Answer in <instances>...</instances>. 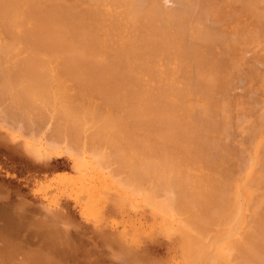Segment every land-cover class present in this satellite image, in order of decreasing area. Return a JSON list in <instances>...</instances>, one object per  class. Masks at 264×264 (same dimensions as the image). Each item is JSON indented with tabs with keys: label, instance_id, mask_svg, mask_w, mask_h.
Segmentation results:
<instances>
[{
	"label": "bare ground",
	"instance_id": "bare-ground-1",
	"mask_svg": "<svg viewBox=\"0 0 264 264\" xmlns=\"http://www.w3.org/2000/svg\"><path fill=\"white\" fill-rule=\"evenodd\" d=\"M167 1L0 0V98L128 159L196 259L264 264V0H225L229 31L219 1Z\"/></svg>",
	"mask_w": 264,
	"mask_h": 264
},
{
	"label": "rangeland",
	"instance_id": "rangeland-1",
	"mask_svg": "<svg viewBox=\"0 0 264 264\" xmlns=\"http://www.w3.org/2000/svg\"><path fill=\"white\" fill-rule=\"evenodd\" d=\"M173 1L165 2L166 9L176 7ZM216 1L205 4L218 5L220 9L215 7L217 12H213L217 20L221 5L230 0ZM232 6H224L229 9L226 13L219 12L225 31L233 22L226 19L233 16L234 24L239 22ZM0 100V264H222L217 256L196 259L184 246L189 235L185 236L179 223L166 221L154 205L153 211L143 203L142 189L149 188H145L148 180L142 186L130 178V161L122 163L118 161L122 156L116 158L113 150L107 151V140L102 145L98 143L103 139L97 141V148L105 149L95 155L90 150L94 142L86 144L89 150L81 139L82 145L77 140L80 144L72 146L71 138L65 141V135L55 131L52 118L45 115L38 123H29L10 111L9 97ZM234 236L233 241L238 238Z\"/></svg>",
	"mask_w": 264,
	"mask_h": 264
}]
</instances>
